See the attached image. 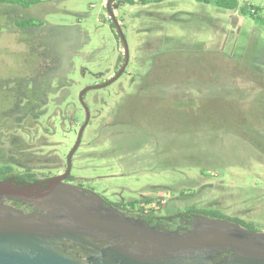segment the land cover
<instances>
[{"label":"rangeland","instance_id":"rangeland-1","mask_svg":"<svg viewBox=\"0 0 264 264\" xmlns=\"http://www.w3.org/2000/svg\"><path fill=\"white\" fill-rule=\"evenodd\" d=\"M105 1L51 0L26 9L0 5V112L12 105L16 85L50 86L40 118L47 130L38 131L49 145L31 151L37 158L57 155L60 168L39 174L65 171L86 120L80 92L108 82L124 63ZM243 4L261 8L258 17H250L248 9L241 13L194 0L113 9L129 60L114 82L83 95L90 118L71 157L73 185L114 204L135 203L134 213L150 199L144 210L155 216L217 210L264 232V154L243 138L252 134L264 140V0ZM28 19L31 28L17 27ZM163 47L221 52L224 62L231 58L232 70L217 58L218 71L208 82L190 81L184 91L159 89L163 98L141 99L139 110L131 95L150 56ZM193 103L200 104L199 113ZM121 108L133 113L136 126L114 124Z\"/></svg>","mask_w":264,"mask_h":264},{"label":"water","instance_id":"water-1","mask_svg":"<svg viewBox=\"0 0 264 264\" xmlns=\"http://www.w3.org/2000/svg\"><path fill=\"white\" fill-rule=\"evenodd\" d=\"M111 1L106 8L124 48V63L108 82L80 92L86 120L63 174L34 183L17 182L18 187L12 185L15 178L0 182V264H264V232L205 216L188 222L190 228L167 230L127 216L106 206L93 191L64 182L90 118L83 95L114 82L129 60ZM4 201L28 205L33 211L24 214ZM68 247L87 255V261L77 252H67Z\"/></svg>","mask_w":264,"mask_h":264},{"label":"trees","instance_id":"trees-1","mask_svg":"<svg viewBox=\"0 0 264 264\" xmlns=\"http://www.w3.org/2000/svg\"><path fill=\"white\" fill-rule=\"evenodd\" d=\"M46 1L51 0H0V5H15L19 6L21 8H29L33 5L45 3ZM166 0H112L111 1V10L118 8L120 5H130L135 6L138 4H141L142 6L151 4V3H161ZM199 3L204 4H210L214 3L215 6L221 9L226 10H236L239 9L241 13H244L245 10L248 9V14L250 17L255 18L258 17V13L261 8L254 7L249 4H243L240 5V0H194ZM251 9H254V13L251 12ZM16 25L19 29L25 30L28 28H31L33 24V20H21L16 22ZM111 28L114 29L115 26L113 23L110 24ZM121 42V41H120ZM224 55L220 53H210V52H203V51H197V50H186L181 48H164L157 51L156 53L152 54L148 60L147 64V70L144 73V75L141 77V83L139 85V88L136 92V94L131 95L134 99L138 100L137 108L139 110H142V104L141 99H146L147 101L153 102V99L155 102H157V99H162L163 97L159 93V89L163 90V92H166L167 89L176 88L178 90L185 89V85H189L191 83L190 81L195 82H208L210 79V74H212V71H215V61L218 58V63H224L225 66H228L230 69V62L231 58L229 57L228 60L225 62L222 60ZM212 59V60H211ZM221 70V69H219ZM218 71V69L216 70ZM173 80L175 83H171V86H162V82ZM189 82V83H188ZM192 85V84H191ZM47 90L45 92V95L43 96V101L45 100V96L50 91L49 86H47ZM19 85L15 86V104L16 107L21 103L24 104V99L22 102H20V99H17L18 96H23L22 92H19ZM43 92H37L33 90V94H42ZM161 96V97H160ZM33 98V102H34ZM45 103H43L44 105ZM192 107L196 110L197 113H199L200 104L193 103L191 104ZM24 108L21 107L20 112L15 111L14 109L9 111H3L0 113V125H4L7 129H9V133L0 126V162H6L4 165L0 166V176L4 175L7 172H12L13 168L20 169L21 172H23L24 176L26 178H34V176L40 172H52L59 170L60 166L57 162H59L57 155L54 156H44L37 158L38 154L36 152L31 151L34 148V145L31 147V149H28L25 147L24 138H21L19 135L16 136L15 131H20L21 135H27L28 131H25V124H24ZM176 108V107H175ZM10 114V116H9ZM152 115L151 113L146 114L147 117H150ZM184 115V114H182ZM115 117L114 124L121 125L122 128H130L136 126L135 120L132 119L134 117L132 112H123V108H121L118 112V114ZM122 116V117H121ZM264 116V112H263ZM262 118L264 119V117ZM13 117V118H12ZM119 117V119H118ZM121 117V118H120ZM185 117V116H184ZM117 118V119H116ZM14 119V120H13ZM212 121V118H210ZM36 114L32 115V124L31 127L35 128L36 123ZM222 121V119H220ZM225 120H223L224 122ZM10 122H14V124H10ZM151 122V121H150ZM198 122V121H197ZM195 122V123H197ZM213 122V121H212ZM221 122V123H223ZM194 123V126L196 125ZM220 122L218 123V125ZM241 126H249L245 121L241 120L240 123ZM14 129V131H13ZM35 134L33 133V137ZM244 140L249 142L250 145L255 146L261 152L264 154V140H258L257 138H254V135L251 134V136H243ZM43 137H40V140H38V146H48L49 144L45 143L43 141ZM37 147V146H36ZM38 152V151H37ZM31 155L32 159L35 157L37 160L30 161V158L27 156ZM71 182V178L69 179ZM144 204H141L139 207L137 213L141 216H148L153 217L155 216L153 214L152 209L144 210V205L147 203H150V199H144L142 200ZM130 208L133 209L135 207V203H130ZM184 214L188 218H195L197 216H205L213 219H223V220H229L231 222H234L238 224L239 226L247 229V230H253V225L250 222L233 218L230 219L224 215H222L217 210H190L185 211ZM160 218V216H157Z\"/></svg>","mask_w":264,"mask_h":264},{"label":"flooded vegetation","instance_id":"flooded-vegetation-1","mask_svg":"<svg viewBox=\"0 0 264 264\" xmlns=\"http://www.w3.org/2000/svg\"><path fill=\"white\" fill-rule=\"evenodd\" d=\"M46 85L49 86V83L48 82L40 83L37 87L31 86V85L27 87L26 83L20 84L19 85V88H20L19 92H22L23 96H18L17 99H20V102H22L24 99V104L20 103L16 107V104L14 102L16 97H15V94L13 93L14 97H13V101L11 103L12 105L8 109L9 112L13 109H14V112L15 111L20 112L21 107H25L23 116H24L25 131H28V132H27V135H25L27 139H26V142H24V144H25V147H27L28 149H31V147L33 145H38L39 144L38 140H40V137L44 136L43 134L38 135V131L42 133L43 131L47 130V128L43 127V125L40 122V118L46 112L45 110L42 109L43 103L46 104V102H47V101H43V96L45 95V92L47 90ZM33 90L37 91V92H43V93L42 94H33ZM14 92H15V87H14ZM33 98L35 100L34 102H33ZM84 112H85V110H84ZM33 114H36V120H35L36 126H35V128L31 127V124L33 122L32 121V115ZM9 116H10V114H9ZM10 124H14V122L13 123L10 122ZM0 126H2L7 131V133H9V129L4 127V125H0ZM13 131H14V129H13ZM33 133L35 134L34 137H33ZM40 147L41 146H39L36 149H39ZM30 161H32L31 158H30ZM64 172L63 171L62 172H56V173L53 172L52 174H39V173H37L34 176V178H26L20 169L13 168L12 172H7L4 175L0 176V182L15 178L14 181L12 182V185H16L18 187L19 185H17V182L34 183L37 181H42V180L51 178L53 176L61 175ZM46 173H48V172H46ZM70 178L71 177L69 174L68 177L64 180V182L72 184V182L69 181ZM84 190H88V189H84ZM103 200H104V204L106 206L111 205L115 209L125 213V215H127V216L146 219L149 225H151V226H163L167 230L190 228L188 222H191L192 220H194L196 218V217L195 218H188L184 214H181V213L174 214L172 216H167V217L160 216V218H158L157 216H153V217L147 216L146 217V216H141L137 212L136 213L131 212L132 209L130 208V206L125 207L123 205L114 204V203H111V202L105 200L104 198H103ZM4 204L8 205V206H10V207H12L18 211H21L24 214H28V213H31L33 211L32 207L25 205V204H22V203H19V202H16V201H4ZM68 245H70V243H68ZM66 251L67 252H73V253L77 252L79 259H81L83 261H87V258H88L87 255L76 251V249L68 247Z\"/></svg>","mask_w":264,"mask_h":264},{"label":"built area","instance_id":"built-area-1","mask_svg":"<svg viewBox=\"0 0 264 264\" xmlns=\"http://www.w3.org/2000/svg\"><path fill=\"white\" fill-rule=\"evenodd\" d=\"M240 2H241V0H240ZM106 5H107V1L104 2V6H106ZM249 5L253 6L252 4H249ZM254 11H255L254 9H251V12H252V13H254ZM109 19H110V18H109Z\"/></svg>","mask_w":264,"mask_h":264}]
</instances>
